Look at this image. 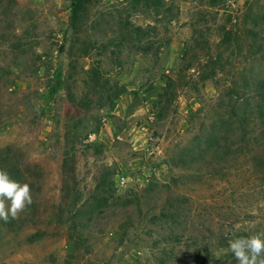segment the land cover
<instances>
[{"label":"rangeland","instance_id":"obj_1","mask_svg":"<svg viewBox=\"0 0 264 264\" xmlns=\"http://www.w3.org/2000/svg\"><path fill=\"white\" fill-rule=\"evenodd\" d=\"M259 79L264 0H0V149L32 197L0 264H238L264 236Z\"/></svg>","mask_w":264,"mask_h":264},{"label":"clouds","instance_id":"obj_2","mask_svg":"<svg viewBox=\"0 0 264 264\" xmlns=\"http://www.w3.org/2000/svg\"><path fill=\"white\" fill-rule=\"evenodd\" d=\"M31 203L30 186L12 179L6 171L0 170V219L7 221L9 216L15 219L18 212ZM229 250L238 264H264V236L260 234L232 240Z\"/></svg>","mask_w":264,"mask_h":264},{"label":"trees","instance_id":"obj_3","mask_svg":"<svg viewBox=\"0 0 264 264\" xmlns=\"http://www.w3.org/2000/svg\"><path fill=\"white\" fill-rule=\"evenodd\" d=\"M263 87H264V79L257 80L255 91L257 93L258 98H261L263 101L262 102L263 104L260 107H258L257 110L264 117V88ZM244 123L245 122L242 120L241 124H244ZM241 135H242V138H244L246 134L242 133ZM254 149L256 150V148H254ZM253 152H255V151H253ZM0 170L6 171L9 174V176L14 180H17L19 182L23 181V175L21 174V169H20L18 163L16 161H14V159L9 154L4 152L2 149H0ZM65 171H66V163L63 162V177L65 174ZM66 189H68V183L66 182V180L64 181V179H63L62 187H61V191L63 194H64ZM106 189H109V188L106 187ZM107 197H108V199L101 198L102 200H100L101 203L104 205V207L105 206L108 207L111 204L113 205L114 201L120 200L119 196L114 197L112 194H109V196H107ZM109 199L111 200V202H109ZM101 207H103V206H101ZM102 209H104V208H102ZM98 210H96V211L98 212ZM104 211L105 210H99V213H104ZM97 212H95V213H97Z\"/></svg>","mask_w":264,"mask_h":264}]
</instances>
